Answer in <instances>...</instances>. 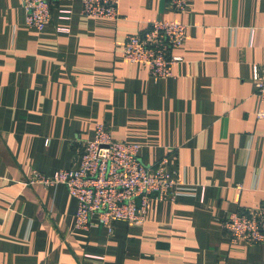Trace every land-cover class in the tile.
<instances>
[{
  "label": "crops",
  "instance_id": "crops-1",
  "mask_svg": "<svg viewBox=\"0 0 264 264\" xmlns=\"http://www.w3.org/2000/svg\"><path fill=\"white\" fill-rule=\"evenodd\" d=\"M52 21L26 24L23 0H0V264H264V243L231 241L230 214L264 204V0H120L119 18L82 14V0L52 2ZM155 20L187 26L167 79L124 59L128 35ZM105 124L167 158L174 181L195 188L155 201L143 226L114 231L93 217L77 229L64 186H26L33 171L79 167L81 145ZM241 188V189H239Z\"/></svg>",
  "mask_w": 264,
  "mask_h": 264
},
{
  "label": "built area",
  "instance_id": "built-area-1",
  "mask_svg": "<svg viewBox=\"0 0 264 264\" xmlns=\"http://www.w3.org/2000/svg\"><path fill=\"white\" fill-rule=\"evenodd\" d=\"M54 0H23L26 24L42 30L52 21ZM72 2L73 0H56ZM176 13L186 10L187 0H164ZM120 0H82V14L91 18H119ZM187 26L175 20H155L138 35L124 41V59L146 65L152 77L167 79L181 61L173 51L185 44ZM256 95L264 102V64L253 66ZM258 120H264L259 112ZM141 146L116 140L105 124H98L92 140L81 145L79 167L52 175L33 171L26 186H64L77 202L75 226L88 230L93 217L111 234L118 222L143 226L152 202H175L190 196L195 188L174 181L167 170L168 159L146 165L140 158ZM241 189V188H239ZM222 227L231 241L264 243V204L257 209L238 211L226 218Z\"/></svg>",
  "mask_w": 264,
  "mask_h": 264
}]
</instances>
